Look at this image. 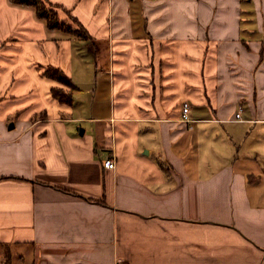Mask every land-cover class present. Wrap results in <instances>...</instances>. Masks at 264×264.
Returning a JSON list of instances; mask_svg holds the SVG:
<instances>
[{
  "label": "crops",
  "instance_id": "0c3cea01",
  "mask_svg": "<svg viewBox=\"0 0 264 264\" xmlns=\"http://www.w3.org/2000/svg\"><path fill=\"white\" fill-rule=\"evenodd\" d=\"M40 1L89 39L0 0V263L264 264V0Z\"/></svg>",
  "mask_w": 264,
  "mask_h": 264
},
{
  "label": "trees",
  "instance_id": "16d2710c",
  "mask_svg": "<svg viewBox=\"0 0 264 264\" xmlns=\"http://www.w3.org/2000/svg\"><path fill=\"white\" fill-rule=\"evenodd\" d=\"M12 1L21 5L34 7L36 10L37 18L44 20L49 30H59L73 36H77L80 39H89L86 31L79 25L78 21L75 18L69 16L67 11L65 12L67 13L71 22L74 23L75 28L70 27L68 25V22L59 19L57 10H55V8H59V6L51 7L40 0ZM43 75L51 80L56 81L58 84L57 87L51 88L52 97L55 98L59 103L70 105L72 102L71 91H65V89H63V87L72 88V84L69 78L63 72H61V70L55 67L45 68L43 71Z\"/></svg>",
  "mask_w": 264,
  "mask_h": 264
},
{
  "label": "built area",
  "instance_id": "2783aa9c",
  "mask_svg": "<svg viewBox=\"0 0 264 264\" xmlns=\"http://www.w3.org/2000/svg\"><path fill=\"white\" fill-rule=\"evenodd\" d=\"M240 115L239 113L236 114V119H239ZM181 121L185 122L186 124H189L192 122V120L189 117V104L183 103L181 106ZM103 166L106 169H114L115 168V162L113 159H105L103 162ZM115 264H122L120 261H117Z\"/></svg>",
  "mask_w": 264,
  "mask_h": 264
},
{
  "label": "rangeland",
  "instance_id": "374dc122",
  "mask_svg": "<svg viewBox=\"0 0 264 264\" xmlns=\"http://www.w3.org/2000/svg\"><path fill=\"white\" fill-rule=\"evenodd\" d=\"M54 11V9H53ZM68 25L72 28H75V25L71 22V20L69 19ZM63 89H65V91H69V87H63ZM1 264V263H0Z\"/></svg>",
  "mask_w": 264,
  "mask_h": 264
}]
</instances>
